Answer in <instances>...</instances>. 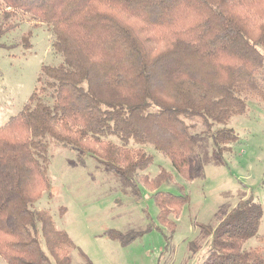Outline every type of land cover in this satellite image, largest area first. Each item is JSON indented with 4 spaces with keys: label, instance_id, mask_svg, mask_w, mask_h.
<instances>
[{
    "label": "trees",
    "instance_id": "1",
    "mask_svg": "<svg viewBox=\"0 0 264 264\" xmlns=\"http://www.w3.org/2000/svg\"><path fill=\"white\" fill-rule=\"evenodd\" d=\"M0 38L17 15L50 30L55 66L42 65L22 109L0 126V259L6 264H70L74 249L92 264L46 211L32 206L50 188L51 143L89 156L132 196L151 194L156 220L170 233L189 197L158 188L171 180L142 148L166 157L187 182L199 175L200 125L215 154L237 141L229 121L249 101L264 103V0H0ZM29 31L12 45L29 47ZM188 122V123H187ZM137 147V148H134ZM80 160V158H79ZM263 208L239 200L215 226L196 223L209 239L201 264H264ZM129 244L137 232L107 230ZM256 245L246 247L249 241ZM44 244L46 251L42 248Z\"/></svg>",
    "mask_w": 264,
    "mask_h": 264
},
{
    "label": "rangeland",
    "instance_id": "2",
    "mask_svg": "<svg viewBox=\"0 0 264 264\" xmlns=\"http://www.w3.org/2000/svg\"><path fill=\"white\" fill-rule=\"evenodd\" d=\"M4 11L0 3V25ZM13 23L17 27L0 38L1 44H16L29 31L32 35L29 47H0V126L25 105L41 66L61 62L51 49L53 36L47 26L35 27L34 20L19 14ZM260 53L264 59V50ZM228 127L237 141L220 157L202 126L190 130L199 171L193 182L179 177L161 153L142 148L152 163L139 175L153 179L161 170L168 172L171 180L158 190L189 197L172 233L157 222V208L142 186L138 196H132L98 162L54 143L48 148L50 188L32 208L48 212L54 227L65 231L92 264H201L209 239L200 235L196 223L213 227L216 214H227L239 200L251 198L263 208L259 233L264 230V103L249 101L247 112L232 118ZM107 230L139 236L122 245L104 236ZM255 245L251 240L246 247ZM42 248L46 251L44 244ZM0 264L6 263L0 259ZM70 264H85L76 249L70 252Z\"/></svg>",
    "mask_w": 264,
    "mask_h": 264
}]
</instances>
